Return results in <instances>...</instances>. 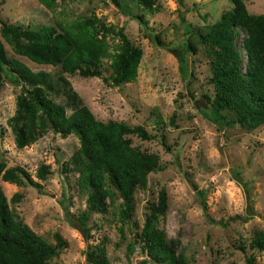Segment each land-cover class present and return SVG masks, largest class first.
<instances>
[{"label": "rangeland", "instance_id": "374dc122", "mask_svg": "<svg viewBox=\"0 0 264 264\" xmlns=\"http://www.w3.org/2000/svg\"><path fill=\"white\" fill-rule=\"evenodd\" d=\"M124 1L130 6L126 14L115 0H55L52 8L39 0H0V20L39 27L95 15L106 24L122 26L142 48L133 81L110 84L109 58H104L109 77L105 82L98 76L63 73L51 64L31 61L14 53L1 38L9 56L52 74L51 88L59 91L48 93L66 105L67 113L71 106L63 89L68 85L96 117L144 126L153 137L130 134L132 144L156 153L161 167L148 173L145 187L135 189L133 210L125 220L117 214L121 197L109 184L111 194L101 190L88 202L87 192L78 188L76 172L62 170L63 162L79 146L74 134L62 136L48 129L29 145L16 147L8 118L14 112L20 85L4 77L0 83V159L6 166L23 165L41 183L39 190L0 178L10 208L47 241L54 242L56 230L64 237L66 246L48 260L50 264H92L86 255H97L101 250L110 264H159L143 248L139 231L163 187L168 205L159 226L193 264H246L251 253L254 261L250 264H264V249L250 246L254 233L264 230V122L239 124L230 109L223 111V121L211 120L204 113L215 93L208 53L194 35L184 33L187 24L206 31L232 2L155 0L157 10L147 12L145 18L152 31L160 32L164 42L160 45L133 18L137 1ZM244 2L249 12L264 13V0ZM185 36L197 49L184 54L182 66L178 54L183 52L181 40ZM110 49L113 51L112 45ZM171 114L175 124L170 122ZM41 162L50 170L44 179L36 175ZM16 191L21 196L13 201L10 197ZM82 211L87 214L85 230L78 221ZM128 243L133 245L129 256Z\"/></svg>", "mask_w": 264, "mask_h": 264}, {"label": "trees", "instance_id": "16d2710c", "mask_svg": "<svg viewBox=\"0 0 264 264\" xmlns=\"http://www.w3.org/2000/svg\"><path fill=\"white\" fill-rule=\"evenodd\" d=\"M47 8L55 0H39ZM124 13L130 10L124 0H115ZM137 12L133 18L144 26L150 39L164 45L159 31H152L145 14L157 10L155 0H136ZM225 9L206 31H197L187 24L184 33L195 36L197 43L206 47L214 85L212 103L205 114L214 121L225 119L224 110L230 109L239 124L264 122V13L249 12L244 0H230ZM107 36L118 37V41ZM10 45L14 53L23 55L40 64H51L58 71L79 74L83 77L98 76L110 84L133 81L137 77L142 48L125 33L122 26L106 24L95 15L75 18L65 23L42 24L25 27L0 20V83L4 77L20 85L14 112L8 118L16 147L22 148L34 142L48 129L62 136L74 134L79 146L63 162L62 170L76 172L80 191L87 192V201L94 193L103 190L111 194L108 184L121 197L117 211L121 220L127 219L133 210V196L137 187H145L147 175L160 166L159 157L132 144L130 134L142 139L152 138L140 124L129 125L116 119H100L83 102L71 86H64L71 111L48 90L57 93L52 74L43 69H32L17 56H9L2 40ZM113 46V51L110 49ZM183 52L178 54L183 66L184 54L196 51L197 46L187 36L181 40ZM104 58H109L111 75L108 77ZM46 86H50L47 88ZM62 92V91H61ZM174 122V114L170 115ZM50 172L48 164L41 162L36 168L38 178L44 179ZM0 178L16 184H29L41 189V183L31 177L21 164L6 166L0 159ZM203 194V191H199ZM16 191L11 200H19ZM167 192L162 187L157 202L150 206L139 231L140 241L149 257L159 264H193L185 252L167 237L159 226V218L167 205ZM87 214L82 211L78 221L86 229ZM219 223L225 224L224 221ZM54 242L37 234L24 220L15 215L8 204L6 194L0 186V264H50L48 260L57 256L66 246V240L56 230ZM250 246L264 249V230H257ZM127 244L126 255L132 251ZM92 264H110L104 250L97 255L88 253ZM254 261L251 253L246 264ZM227 264H237L228 262Z\"/></svg>", "mask_w": 264, "mask_h": 264}]
</instances>
